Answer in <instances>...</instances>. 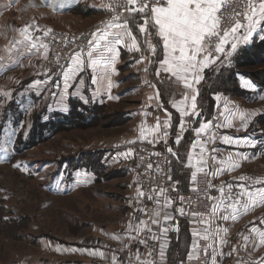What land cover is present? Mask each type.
Wrapping results in <instances>:
<instances>
[{"label": "rangeland", "instance_id": "1", "mask_svg": "<svg viewBox=\"0 0 264 264\" xmlns=\"http://www.w3.org/2000/svg\"><path fill=\"white\" fill-rule=\"evenodd\" d=\"M99 2L84 0L83 6L62 17L30 7L32 12L12 8L0 18V264H78L83 260L80 249L103 244L105 241L101 237L106 239L120 231L130 232L133 219L130 215L138 217L134 200L139 190L135 177L139 169L134 150L145 147L136 144L134 123L124 113L137 108L140 97L130 94L121 101L109 100L106 105L100 98V88L94 93L99 99L94 100L88 89L89 81L93 80L87 72L84 77L86 87L82 83V87L76 89L78 86L74 82L71 84L74 78L68 76L66 79L67 64L72 59L51 72L48 68L51 54L45 44L42 48H32L27 43L24 47L22 42L15 43L21 35L16 30L31 20L45 24L52 32L93 34L94 25L101 19L88 7ZM258 27L260 25L253 35ZM243 32L241 29L239 42L234 41L237 48L230 57L223 56L213 67L204 69V81L198 87V108L205 112V119L214 118L233 132L236 121L239 127L246 123V130L240 134L248 132L263 137L264 88L242 73L264 79V64L247 69L236 67L234 57L245 49L241 46L246 43ZM255 44L248 46L251 48ZM128 73L123 71L122 75ZM228 75L233 79L223 83ZM249 83L252 88L246 86ZM186 89L188 93L190 89ZM174 90L182 91L176 86ZM116 93L117 88L111 95ZM74 109L82 115L83 124L64 127L58 132L48 126L41 128L50 122L60 126L63 117H70ZM240 113L250 114L251 119L241 120ZM125 144L132 148L129 162L126 161V150H120ZM241 149L243 153L253 151L255 159L242 160L240 171L216 182L217 189L231 185L227 181H235L233 184L236 185L243 183L240 177L251 178L247 179L251 183L257 178L264 179V147L259 142L256 149L246 146ZM232 158L240 160L234 154ZM130 166L134 169L133 175L124 171ZM178 168L173 169L174 177H178ZM91 177L96 179L94 183ZM210 190L212 195V188ZM176 202L179 210L178 197ZM180 215L178 211L179 218ZM209 218L210 215L206 221ZM182 221L199 225L195 229L203 235L202 228L206 224ZM183 222L179 221L180 227L184 226ZM184 228L187 231L177 249L182 255L176 257L174 252L167 253L166 264H180L186 249L192 245L190 227L185 224ZM241 235L228 237L236 251L243 241ZM128 239L121 243L126 246ZM207 243L210 244L209 240ZM209 250L211 252V247ZM119 251L125 262L130 261L124 251ZM212 262L213 258L210 264Z\"/></svg>", "mask_w": 264, "mask_h": 264}, {"label": "crops", "instance_id": "2", "mask_svg": "<svg viewBox=\"0 0 264 264\" xmlns=\"http://www.w3.org/2000/svg\"><path fill=\"white\" fill-rule=\"evenodd\" d=\"M83 1L84 0H64V6L61 7V5L58 3V0H0V18L2 19L3 16L12 8H21L22 10L29 11L30 7H32L31 9L36 8L45 10L56 17H62L66 14H71L75 9H78L80 5L83 6ZM103 6L104 3L102 0H100L99 4L89 5L88 8L89 10H93L94 13H97L96 15H98V18L100 19L104 14ZM30 12L32 11L30 10ZM96 24L94 25V33L99 34L100 32L106 30V25L102 28H99V26ZM142 24H144V16L134 18L128 25L132 36H134L136 39L139 50H129L132 44V39L130 37H125V42L119 45L110 44L105 46L106 42L100 41V46H96L95 44L90 46V51L92 53L91 57H89V53H80V60L82 63L77 64L72 59L67 64L68 69L66 72H68V76L74 78L72 79L71 84L73 85L75 83L78 86L76 89H79V86L82 87V83H85L84 77L85 73L87 72L91 76L90 80H93L89 81V95H91V98L94 100L99 99V95H95L94 93H98V89L101 88L102 93H100V98H102L101 100H103L106 105L109 100L114 99L121 101L123 100V97L130 94L140 97L137 108L128 110L126 113H124L125 117L131 119V121L134 123V128L136 129L135 142L136 144L147 148V150L149 149L150 152L156 153L162 150L169 160L172 168L174 169L179 167L177 174L178 177H174L172 175L173 177L170 179L171 186L167 191V197L148 199V197L137 194V197L134 200V209L137 210L138 217H135V215L132 214L130 215L133 218H131L132 227H129L130 232L120 231L119 233L109 235V237L106 239H102L101 237V240L107 242V244H105V242L103 244H98L95 242V244L97 243L95 246H84L85 248L83 247L80 249V255L82 256L83 260H81L78 264H146L149 257V249L153 242H160L161 247L164 246V255L161 256L160 254L159 264H166L168 257L167 253L171 254L174 252L176 257L178 256L177 254L182 255V253L180 251L178 252L177 249L182 245V236L183 234H186L187 231L184 230L185 224L189 225L191 236L193 230H197L195 227L199 226L192 223H185L177 216L179 210L176 199L179 193L186 192V190H188L193 183L191 174L195 170V167L189 165V153H191L193 156L192 165H196L197 160L201 155L200 145L198 144L194 149L192 145L197 140L206 142L204 143L205 151L203 153L205 159L207 160V167L205 171L210 175L212 179V185L215 186L212 188V195L213 197L217 198V201L220 199L221 193L219 192V189L216 188V182H221L222 180L224 181L226 178H228V175L240 171L239 169L242 167L243 163L242 160L250 162L256 157V154L253 151H249L250 153H243L241 148L246 146L256 149V146H258L259 142L260 146L264 147V136L262 137L261 134H259L260 136L257 137L255 134H250L248 132H243L240 134L239 132L245 131L246 128L245 126H237L236 121L233 124V132L229 128L221 126L220 122L214 118L205 119V112L199 110L198 108V102L200 99L198 95L195 101V112H198L200 115L196 116L192 113L191 97L196 93H194L192 89H190V91L187 93V89L185 90L186 87L184 86L183 82L177 81L175 77H169L168 74L161 72L160 77H157L156 72L160 67L159 61L163 59L162 42L159 41V38L155 35V29L152 28L151 25L148 26V32L146 34L141 33L139 26ZM26 25L31 26L29 35L32 36L33 42L36 44V47L34 48H42L44 45L42 42V36L45 34V32H49V29H46V26H44L45 24L31 20L18 28L16 33H21L19 30ZM258 28L259 29L257 33L252 35L245 44H241L242 47H248L249 43H260L264 41V22H261L260 27ZM18 38L22 44L24 43L23 47L26 45V43L29 45V41L26 40L23 35H19ZM96 38L99 39V35H97ZM109 39H111V37ZM92 40L93 35L89 37V41ZM149 41L156 45V55H153L150 51L148 46ZM232 42L234 41H230L227 44L230 49ZM84 56L87 58L86 61L83 59L85 58ZM114 56L115 62L113 63L112 61ZM92 61H96V63L93 64ZM215 64L216 61L204 69L213 67ZM85 65L87 67L86 71ZM123 71L129 72L128 75H122ZM203 71L200 73L202 76L200 82L193 84V88L196 89L197 92L198 87H200L204 81ZM115 77H117L116 80ZM81 80H83V82ZM126 81L128 82V85L125 84ZM98 83L101 84V87L99 88H97ZM175 86L176 88L179 87L182 89V91H173ZM116 88L118 93L111 95L112 90ZM183 92L185 94H183ZM185 96L188 97L187 101L183 104L180 103L184 100ZM149 97H151V99H149ZM178 108H186L189 114L182 118ZM157 120H159V131H154L157 125ZM165 122L168 124L167 127H165ZM202 122H211L212 127L207 132L202 133L198 137L196 135L195 129H198ZM142 129L144 130L143 137L141 136ZM225 136L232 138L234 141H239V143H224L223 138ZM211 137H214V142ZM178 139L179 142L177 143ZM169 149H171V152ZM120 150L122 152H125L126 150V161L132 157L131 146L125 144ZM233 154L240 158V160H234L232 158ZM230 156L232 160L239 166L233 170L224 171L222 174L213 175V173H216L218 169L224 167L220 161H225ZM212 157H215L216 160L213 161ZM131 166L125 167L124 169L127 175H133L134 169H132ZM95 180L96 179L92 178L91 182L94 183ZM227 182L232 185L231 191L233 193H239L240 189L237 186L240 184H233L235 181ZM241 184H244L252 191L257 189L256 186L252 185L250 180H247V182L244 180V182ZM223 187L224 195L227 196L229 189L227 185ZM166 198L172 201L171 206L167 208L164 207ZM157 201H159V203H157ZM215 202L216 201H212V206ZM244 202H247L246 199ZM224 203L227 204L228 201L225 200ZM229 211H231V209L227 208L224 210V213L226 214ZM157 212H159L158 216L156 215ZM165 214L171 218L165 220ZM220 214L221 213H218L217 216ZM262 218H264V204H260L249 209L247 213L240 214L239 218L235 221L231 219L225 221L215 218L211 220L210 225L206 224L202 229L208 227L209 232L211 233L208 240L212 245V258L213 254L215 253V264H264V245L254 247L253 245L256 241V237L254 234L249 233V229L253 226V221L256 222L255 226L258 230L264 231V224L260 223ZM153 219H157L159 222L154 224L152 223ZM141 221L144 223H141ZM179 221L180 223H185L183 227H180L182 223L180 224ZM174 224H178L177 227L173 228ZM217 226L226 228L227 232H221L217 235L215 232ZM237 233H241L242 238L244 236H249V241L247 244H245L243 239L239 250L233 251L234 246H231V240L228 237L229 235H234ZM113 237L117 238L113 239ZM127 237H129V242L126 244V246H124L122 243ZM221 239L226 242L221 244ZM141 241H144L145 244H142ZM119 249L125 252L126 257L129 256L128 260L130 261L125 262V257H120ZM190 251L191 246L186 249L184 258H182L181 261L188 258ZM93 252L103 253V257L100 255L91 254ZM131 255H133V257ZM120 260H123V262ZM63 263L70 264V262Z\"/></svg>", "mask_w": 264, "mask_h": 264}, {"label": "snow or ice", "instance_id": "3", "mask_svg": "<svg viewBox=\"0 0 264 264\" xmlns=\"http://www.w3.org/2000/svg\"><path fill=\"white\" fill-rule=\"evenodd\" d=\"M58 3L61 7L64 6V0H58ZM227 3V0H126V11L129 15L134 13L144 14V24L139 26V30L141 33L148 32V26L151 25L152 28L155 29V35L159 38V41L162 42L163 47V59L159 61L160 67L157 69L156 75L160 77L161 72L168 74L169 77H175L177 81H182L186 88L192 89V91L196 94L192 95L191 100V110L192 113L196 116L200 114L195 112L196 109V98L198 92L193 88L194 83H199L202 79L200 73L204 68L208 67L210 64L215 63L218 56L213 55V52L216 54L225 53V45L230 41L239 42V33L241 29H244L243 41L247 42L249 38L253 35V32L257 28L261 22H264V0H248L246 5L247 10L244 13H237L236 20L233 26L230 29L223 30L221 34V10L223 6ZM108 10L115 11V7L111 4L104 5ZM150 13V15H149ZM243 16V20L247 21V23H242L239 19V16ZM121 21V16L119 14L114 15L112 20L108 22L106 25V30L100 32L99 34L93 33V40L89 41V45L92 46L95 44L96 46H100V41H105L107 45L110 44H123L125 42V37H130L132 39V44L129 50L136 49L139 50L136 39L132 36V33L128 26V21L124 20L123 23ZM31 30L30 25L24 26L19 31L21 35L25 37L26 40L29 41V46L34 48L36 44L33 42V38L29 35ZM51 30H49L50 32ZM45 35H48V32H45ZM97 35H99V39H97ZM111 37V39H109ZM38 39V37H37ZM237 42L231 43V50L226 53L228 57L232 55V53L237 48ZM15 43H20V41H16ZM148 46L153 55H156V45L152 44L151 41L148 42ZM114 50V49H112ZM8 51H11L9 49ZM92 53L89 52V57H91ZM46 58V55H45ZM72 59L75 63L81 64L80 53H76L72 56ZM113 63L115 62V56L113 57ZM93 64L96 61H92ZM66 79L68 78V73H65ZM95 82V81H94ZM249 88H252V84L246 85ZM158 94V90H157ZM151 99V97H149ZM188 97L185 96L184 100L180 103H185ZM227 110V108H226ZM178 111L181 113V117L183 118L185 115H188L189 112L186 108H178ZM240 119L247 121L251 119V115L248 113H240ZM168 124L165 122V127ZM183 126V120H182ZM211 122H202L198 129H195L196 135L199 137L202 133L207 132L211 129ZM246 127V123H245ZM154 131H159V120H157V125ZM166 135V133H165ZM141 136H144V130L141 131ZM214 142V137H211ZM151 142V141H150ZM179 139L177 140V143ZM224 143H239V141H234L232 138L225 136L223 138ZM204 143L201 140H197L193 145V149L199 144L201 147V155L197 160L196 165H192L193 156L189 153L188 162L190 166L195 167V170L191 174L192 181L195 182L198 173L208 174L205 170L207 167V160L205 159L203 153L205 151ZM171 152V149H169ZM215 151V150H213ZM174 154V153H173ZM213 161L216 160L215 157H212ZM224 167L217 170L213 175L222 174L224 171H230L234 168L238 167L230 157L225 161H220ZM149 168L152 167L151 164L148 165ZM241 180L251 179L248 177H240ZM253 184L264 185V179H254L252 181ZM215 187L211 183L208 184V188L211 189ZM229 189V193L227 196L224 195V187L222 186L219 189L221 193L220 199L217 201V198L208 196L207 199L216 201L213 203L210 212L209 220H204L203 217L200 219V223L202 224H211V220L215 218H219L222 220H237L239 215L242 213H247V211L253 207H256L260 204H264V187H260L252 191L247 188L244 184H240L239 193H233L231 191L232 185H227ZM195 190V189H193ZM165 192L164 189H161L157 196L163 195ZM138 194L143 196V192H139ZM148 199H152L151 196ZM246 199V203L244 202ZM227 200L228 203L225 204L224 201ZM159 203V201H157ZM172 201L170 199H165L164 207L167 208L171 206ZM230 208L231 211L224 213V210ZM180 214L184 215L183 209H179ZM218 213H221L217 216ZM159 215V212L156 213ZM194 216L199 214L193 213ZM171 217L165 214V220L170 219ZM159 221L157 219H153L152 223L156 224ZM141 223H144L141 221ZM255 221L252 222V227L249 229L250 234H254L256 237V241L254 242V247H259L264 245V231H260L255 226ZM261 224H264V218L260 220ZM130 227H132L130 225ZM138 231V229H137ZM166 231V230H165ZM203 235H201V231L193 230L192 236L193 241L191 245V251L188 254V259L192 260L194 258H198L197 254L201 251L200 246L197 242V237L207 241L211 233L209 232L208 227H205L203 230ZM218 235L221 232L226 233V228H221L217 226L215 230ZM117 237H113L116 239ZM245 244L249 241V236L243 237ZM226 241L221 239L220 243L223 244ZM143 243V241H141ZM163 247H161V256L164 255ZM212 247L211 244H207L204 246L203 251L207 255L208 248ZM233 251H236L235 247ZM93 255H100L103 257V253L93 252ZM215 264V253L213 254V262Z\"/></svg>", "mask_w": 264, "mask_h": 264}, {"label": "built area", "instance_id": "4", "mask_svg": "<svg viewBox=\"0 0 264 264\" xmlns=\"http://www.w3.org/2000/svg\"><path fill=\"white\" fill-rule=\"evenodd\" d=\"M104 5H113L115 11L108 10L104 7V14L100 18L98 23L99 28L104 27L112 20L114 15L119 14L121 16V23L124 20L128 21V25L136 17H143L144 14L134 13L129 15L126 11V0H102ZM248 0H227V3L223 6L220 16H221V34L223 30L230 29L236 20L237 13H244L247 8L246 5ZM242 23H247L243 20V16H239ZM80 35L73 34L68 35L61 32L50 31L48 35L43 36V42L46 45L47 52L51 54L49 61V71L54 72L58 68L64 66L72 56L77 52H83L84 54L90 52L89 37L92 33ZM90 34V35H89ZM230 51V47L225 45V53L213 55L218 56L219 60L226 53ZM135 161L137 162V168L139 173L136 174V183L140 192H143L145 197L151 196L152 198L167 197L168 190L170 188V179L173 177V168L169 163L165 153L161 150L159 152H150V150L140 148L134 150ZM151 164L152 167L149 168L148 165ZM211 183L210 175L204 173H199L197 175L196 181L192 183L191 188L188 192L178 195V204L180 209H183L184 215H180V220L194 221L197 224L200 223L201 217L206 220L208 215H210L212 208V200L207 199L211 196V190L208 188V184ZM161 189L165 192L163 195L157 196V193ZM195 189V190H193ZM193 213L199 215L194 216ZM178 224H174L173 228L177 227ZM197 242L200 246L201 251L198 252V258L192 260L185 259L180 264H210L212 254L208 248L207 255L204 253L203 248L207 245V241L197 237ZM161 252V243L154 242L149 249L148 259L146 264H159Z\"/></svg>", "mask_w": 264, "mask_h": 264}, {"label": "trees", "instance_id": "5", "mask_svg": "<svg viewBox=\"0 0 264 264\" xmlns=\"http://www.w3.org/2000/svg\"><path fill=\"white\" fill-rule=\"evenodd\" d=\"M245 49H242L240 53H238L235 57H234V63L236 65L237 68L239 69H247L250 66L253 65H263L264 64V41L260 42V43H256L255 45H253V47H249ZM235 73V72H234ZM244 74L245 77L251 78L252 80H254L256 83L260 84L261 87L264 88V79H259L256 78V76L252 75L251 73H242ZM229 77H227L228 79L223 81V83H228L232 78V75H228ZM224 79V78H223ZM233 79V78H232ZM63 124L57 125L56 122H50L48 125L45 124L44 126H42L41 128H44L46 126H48V129H51L53 131H60L62 128L64 127H74L76 126V124H83V119H82V115L78 112H75V109L73 110V112L71 113V116H67V117H63ZM39 133H37L38 135Z\"/></svg>", "mask_w": 264, "mask_h": 264}]
</instances>
